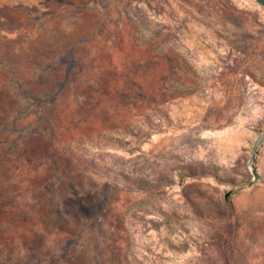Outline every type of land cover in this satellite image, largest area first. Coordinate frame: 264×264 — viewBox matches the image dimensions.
Returning a JSON list of instances; mask_svg holds the SVG:
<instances>
[{
  "label": "rangeland",
  "instance_id": "374dc122",
  "mask_svg": "<svg viewBox=\"0 0 264 264\" xmlns=\"http://www.w3.org/2000/svg\"><path fill=\"white\" fill-rule=\"evenodd\" d=\"M0 264H264V4L0 0Z\"/></svg>",
  "mask_w": 264,
  "mask_h": 264
},
{
  "label": "trees",
  "instance_id": "16d2710c",
  "mask_svg": "<svg viewBox=\"0 0 264 264\" xmlns=\"http://www.w3.org/2000/svg\"><path fill=\"white\" fill-rule=\"evenodd\" d=\"M260 3L264 4V0H258Z\"/></svg>",
  "mask_w": 264,
  "mask_h": 264
}]
</instances>
